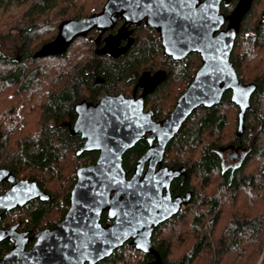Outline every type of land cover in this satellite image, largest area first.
I'll use <instances>...</instances> for the list:
<instances>
[{"label":"trees","instance_id":"1","mask_svg":"<svg viewBox=\"0 0 264 264\" xmlns=\"http://www.w3.org/2000/svg\"><path fill=\"white\" fill-rule=\"evenodd\" d=\"M105 1L0 0V40L13 33L21 40L17 57L0 51V168L17 179L34 180L51 196L49 201L33 200L11 209L2 216V225L14 221V212L34 232L55 225L65 213L75 169L97 156L75 155L82 140L69 133L67 124L74 120L77 102L127 94L144 71L164 69L166 79L145 100L161 120L201 66L197 53L181 62L165 56L159 33L145 26L115 58L95 53L100 46L97 31L74 39L61 55L33 57L55 37L62 20L89 16ZM238 1L223 4L222 11L231 12ZM231 61L243 83L257 84L245 132L236 135L239 107L230 102L228 91L221 104L195 111L169 143L164 162L173 168L186 166L183 189L192 190V197L153 232L165 264H264V0H253ZM239 145L245 150L243 158L230 167L229 151ZM148 146L142 139L125 152L122 164L128 176ZM171 188L179 191V181ZM102 221H107L105 212ZM10 245L0 241V256ZM154 258L124 243L97 264H144Z\"/></svg>","mask_w":264,"mask_h":264},{"label":"water","instance_id":"2","mask_svg":"<svg viewBox=\"0 0 264 264\" xmlns=\"http://www.w3.org/2000/svg\"><path fill=\"white\" fill-rule=\"evenodd\" d=\"M231 2L106 0L99 11L58 24L55 37L41 45L33 57L61 55L74 39L86 37L91 30L98 31L97 43L103 33L123 19L116 32H109L102 38V45L95 48L96 54L115 58L132 44V38H128L131 30L126 25L145 20L159 33L165 56L181 62L190 53H197L201 66L174 109L161 120L155 119L153 110H146L145 100L166 79L168 72L162 69L154 73L144 71L131 97L120 93L104 95L96 102H77L73 107L74 121L67 124L69 133L82 140L75 155L97 152L96 159L75 169L67 209L55 225L32 233L19 231L17 223L0 227V241L11 244L0 256V264H97L124 243L155 255L144 264H165L154 246L153 232L192 197V190L184 197L173 198L171 194L173 180L186 177L187 168L164 165L169 143L195 111L221 104L228 91L230 102L239 107L237 137L244 134L246 114L252 109L251 98L257 84L242 82L231 55L253 0H239L231 12H223L222 5ZM123 39H127L125 45H121ZM139 88L142 92L137 96ZM142 139L148 141V149L128 176L122 164L123 155ZM232 149L233 160L240 149L245 151L241 145ZM1 183L8 188L0 193V218L3 212L32 200L51 199L34 180L16 179L5 168H0Z\"/></svg>","mask_w":264,"mask_h":264},{"label":"flooded vegetation","instance_id":"3","mask_svg":"<svg viewBox=\"0 0 264 264\" xmlns=\"http://www.w3.org/2000/svg\"><path fill=\"white\" fill-rule=\"evenodd\" d=\"M123 19H119L117 22H116V25H115V28H113L112 30H108V31H106L105 33H103L102 34V36H101V38L99 39V43H100V46L102 45V38L103 37H105L109 32H111V33H115L116 32V30L118 29V27L123 23ZM127 26V30H131V34L129 35V37L128 38H132L131 40H132V43L135 41V39H137V37L138 36H140V33H137L138 31H139V29H141L143 26H145V27H148V28H150L151 30H155L154 28H151L150 26H148L147 24H146V22H145V20H142L140 23H137V24H127L126 25ZM92 31H96V30H91L89 33H88V35L92 32ZM98 32V31H97ZM127 38V39H128ZM127 39H123V40H121V45H125L126 44V42H127ZM159 39H160V41H161V38H160V35H159ZM191 54V53H190ZM189 54V55H190ZM188 55V56H189ZM174 61V60H173ZM162 70H164V69H162ZM167 71V70H166ZM153 72V71H152ZM154 72H156V71H154ZM153 72V73H154ZM168 72V71H167ZM140 78V77H139ZM139 80V79H138ZM138 83V81L137 82H135L134 84H137ZM135 86V85H134ZM134 88V87H133ZM133 88H131V91L129 92V93H124V92H118L117 94H120V93H122L124 96H126V97H131V95H132V92H133ZM142 92V89L141 88H139V90L137 91V92H135V95H137V96H139L140 95V93ZM117 94H113V95H117ZM108 95H110V94H108ZM145 107H146V104H145ZM149 108H147L146 107V110H148ZM152 110V109H151ZM154 117H155V114H154ZM74 118H75V116H74ZM156 119V118H155ZM158 120V119H157ZM74 121V120H73ZM72 121V122H73ZM231 152H233V150H230L229 151V154L231 153ZM243 155H244V152L240 149L239 150V154H238V157H237V159H235V160H233V159H228V166H235V165H237L241 160H242V158H243ZM164 165H166V163L164 162ZM17 179V178H16ZM184 179H185V177L184 176H181V177H178V178H175L174 180H173V182L174 181H176V180H178L179 181V183H180V189H179V191H177V192H173V190H172V188H171V194H172V196H173V198L175 197V196H177V195H181L182 197H184L189 191H184V187H183V181H184ZM172 182V183H173ZM3 184H5V183H1L0 184V193L1 192H3L4 190H6L7 188H8V185L6 184V186L4 187L3 186ZM172 186V185H171ZM2 187V188H1ZM33 201V200H32ZM31 202V201H30ZM10 212V210H8V211H6V212H3L2 213V215H1V218H0V227H8V226H10L11 224H13V223H17L18 225H17V229L19 230V231H22V230H29L28 228H26L25 226H24V224L23 223H21L20 222V220L18 219V220H16L15 222H13V223H11V224H1V220H2V216H7L8 215V213ZM106 215V214H105ZM29 233H32V231H30L29 230ZM31 242H32V240H30L29 242H28V245H30L31 244ZM10 243V242H9Z\"/></svg>","mask_w":264,"mask_h":264},{"label":"rangeland","instance_id":"4","mask_svg":"<svg viewBox=\"0 0 264 264\" xmlns=\"http://www.w3.org/2000/svg\"><path fill=\"white\" fill-rule=\"evenodd\" d=\"M16 6L13 5L11 7V10L14 12L16 10ZM21 45V40L18 37L17 34L13 33L12 35H10L9 37L5 38L4 40H0V51L3 54H7L9 56L12 57H17L18 56V51ZM13 213V214H12ZM10 215H12L14 217V221L18 220V215H16L14 212H12ZM12 217V218H13ZM12 222V223H13Z\"/></svg>","mask_w":264,"mask_h":264}]
</instances>
